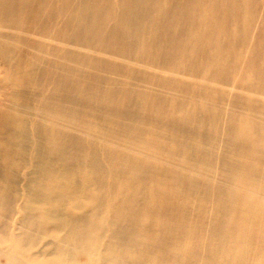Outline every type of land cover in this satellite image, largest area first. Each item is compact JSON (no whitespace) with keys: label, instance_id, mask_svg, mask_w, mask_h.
<instances>
[{"label":"bare ground","instance_id":"1","mask_svg":"<svg viewBox=\"0 0 264 264\" xmlns=\"http://www.w3.org/2000/svg\"><path fill=\"white\" fill-rule=\"evenodd\" d=\"M0 264H264V0H0Z\"/></svg>","mask_w":264,"mask_h":264}]
</instances>
